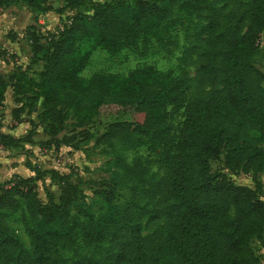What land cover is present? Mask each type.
<instances>
[{"label":"trees","instance_id":"16d2710c","mask_svg":"<svg viewBox=\"0 0 264 264\" xmlns=\"http://www.w3.org/2000/svg\"><path fill=\"white\" fill-rule=\"evenodd\" d=\"M16 5L54 11L59 25L25 32L39 69L12 63L0 73V114L10 88L12 119L32 127L21 138L0 132V148L31 143L43 125L42 147L93 140L108 158L97 172L96 213L81 204L84 182L70 173L37 170L0 181V264H261L252 244L264 245L260 186L239 185L221 170L264 173V0H62L58 7L0 0V9ZM153 44L167 54L181 47V63L195 65L193 80L185 67L175 74L152 65L82 76L97 49L115 58L127 49L145 55ZM5 53L0 59L9 63ZM37 105V122L21 116ZM69 120L72 134L60 136ZM140 148L148 154L128 162L123 153ZM213 161L220 170L212 172ZM45 174L58 193L42 200L37 181ZM144 218L163 221L143 236Z\"/></svg>","mask_w":264,"mask_h":264},{"label":"rangeland","instance_id":"374dc122","mask_svg":"<svg viewBox=\"0 0 264 264\" xmlns=\"http://www.w3.org/2000/svg\"><path fill=\"white\" fill-rule=\"evenodd\" d=\"M47 3L52 4L54 7H58L62 4V0H45ZM104 1V0H102ZM246 4L248 0H239ZM92 2V0H91ZM90 5L87 1L85 6H82V10H86ZM235 10L237 7L230 6ZM245 8L243 6L238 7L237 14H242ZM35 26L43 34L48 31H53L59 25V15L54 11L45 13L31 12L24 5H16L7 9H0V52H6L9 60L13 59L14 63L21 64L22 66L31 65L32 69L37 70L40 68V63H33L30 61L31 53L29 44L25 38V32L29 26ZM247 23H245V26ZM246 29V27H244ZM13 43V46H10ZM184 44L182 35L180 36V46ZM264 44V32L261 33L259 38V46ZM16 48V49H15ZM182 48L179 47L171 54H167L160 50L156 45H152L148 52L144 55H140L132 50H124L115 58H110L108 55L97 49L91 53L88 61V65L82 72V76L89 77L95 71H106L114 74L125 75L130 70L141 65H152L155 68L162 71H172L175 74H179L180 68L185 67L189 77L193 80L195 65L188 64L183 65L179 60L181 56ZM14 56V57H12ZM15 58V59H14ZM2 61V60H1ZM0 61V69H8V63ZM13 63V62H11ZM7 67V68H5ZM258 67L264 72V59L258 63ZM10 107L7 111L3 112L0 116V127L4 126L6 130L11 131L15 136L21 138L25 136L32 128L29 123L22 122L16 123L11 116V110L17 106L14 97L12 96ZM15 105V106H13ZM40 111V106L37 105V110L28 116L21 115L26 119H32L37 122L36 115ZM114 109H107V116H102L101 122L106 123L112 118V112ZM130 115L131 113H127ZM127 114L121 115V117H129ZM137 118V116H135ZM174 126L177 125L180 118L179 116L173 117ZM71 120L66 122L65 129L60 133L62 135H70L71 133ZM48 138L43 130V125H37L32 133V142H24L18 148L9 149L11 153L1 151L0 155V181L5 178H9L13 171L15 174L27 176H36L37 170L40 172L43 170L55 169L61 173H70L73 179L84 182L81 185L82 193L80 195L81 204L91 212H98L102 206V200L97 194L99 186L97 185L99 179L97 172L107 160V154L105 147L95 146L93 140L89 142H73L68 146L62 145L57 151L47 146L42 147L40 142ZM7 153V154H6ZM126 160L131 162L136 156H146L147 150L140 148L137 151H127L123 153ZM4 158L8 159V163L2 161ZM221 164L218 161L211 162L212 172L220 170ZM227 173L239 185L249 186L251 188L260 186L261 195L264 196V173L253 175L252 173L237 172L235 174L226 170H221ZM156 167H151V173L155 174ZM37 189L39 196L42 200L45 199L46 191H51L54 194L58 193L57 184L54 180L50 179L49 174H45L37 181ZM127 195V192H124ZM10 225L15 230L19 240L25 247H30L29 240L24 233L21 224L12 217ZM163 219L155 223H148L147 219L142 220L143 236L150 234L157 225L162 223ZM253 246L257 249L255 241Z\"/></svg>","mask_w":264,"mask_h":264},{"label":"crops","instance_id":"0c3cea01","mask_svg":"<svg viewBox=\"0 0 264 264\" xmlns=\"http://www.w3.org/2000/svg\"><path fill=\"white\" fill-rule=\"evenodd\" d=\"M13 7V6H12ZM10 46H13V43H10ZM16 49V48H15ZM6 55V54H5ZM7 56V55H6ZM12 57H14V56H12ZM15 59V58H14ZM2 60V61H1ZM9 60H11L7 65V67H8V69H5V70H3V69H0V73H7L9 70H10V68H11V65H12V63L11 62H13L14 63V61H13V59H10L9 58ZM0 61H1V63L2 62H5L3 59H0ZM7 63V62H6ZM15 64V63H14ZM16 65H21V64H18V63H16ZM22 66V65H21ZM26 66V65H25ZM25 66H23V67H25ZM7 67H5V68H7ZM12 96H13V94H12V90L10 89V88H8L7 89V91H6V93H5V103H4V106H3V108H2V110H1V114L3 113V112H5V111H7V108L8 107H10V105H12L11 104V101H12ZM14 97V96H13ZM13 106H15V105H13ZM1 114H0V116H1ZM0 132H3V133H7V134H11L12 136H14V137H17V136H15V134H13L11 131H9V130H6L5 128H4V126H2V127H0ZM11 149H13V148H11ZM1 151H5V152H9V153H11V151L9 150V149H2V148H0V155H1ZM7 154V153H6ZM1 159V158H0ZM2 161H5V163H8V159H6V158H4ZM12 173H14L15 174V172L13 171ZM255 244L257 245V253L261 256V264H264V245H261L258 241H255Z\"/></svg>","mask_w":264,"mask_h":264}]
</instances>
